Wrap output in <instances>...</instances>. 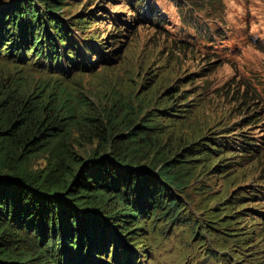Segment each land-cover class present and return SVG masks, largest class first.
Instances as JSON below:
<instances>
[{
    "label": "trees",
    "instance_id": "1",
    "mask_svg": "<svg viewBox=\"0 0 264 264\" xmlns=\"http://www.w3.org/2000/svg\"><path fill=\"white\" fill-rule=\"evenodd\" d=\"M128 2L132 18L124 20L94 0L78 18L62 13L73 7L68 0H0V63L43 73L33 86L24 77L23 84L21 72L0 77V264H139L149 244L159 242L160 224L169 235L179 226L203 240L208 229L220 233L219 254L230 244L234 256L230 262L209 250L216 264L244 256L264 264L256 225L249 224L251 232L238 228L247 210L241 200L258 198L257 188L248 192L244 185L231 199L209 191L204 200L218 207L202 210L211 215L206 224L180 199L205 176H227L235 168L232 150L254 158L250 137L177 142L172 135L191 112L185 110L191 96L160 71L141 98L112 96L95 109L85 96L81 76L121 59L137 26L161 22L154 4ZM107 23L116 30L105 42L99 26ZM85 146L94 148L86 157ZM40 155L46 163L33 169ZM259 215L264 220V211ZM184 250L189 257L192 248Z\"/></svg>",
    "mask_w": 264,
    "mask_h": 264
},
{
    "label": "rangeland",
    "instance_id": "2",
    "mask_svg": "<svg viewBox=\"0 0 264 264\" xmlns=\"http://www.w3.org/2000/svg\"><path fill=\"white\" fill-rule=\"evenodd\" d=\"M68 1L73 7L62 11L67 18H78L84 4L88 2ZM94 2L105 6L111 18L118 14H123L124 20L132 18L128 0ZM102 2L109 4L107 6ZM147 2L157 7L161 22L137 26L133 41L129 42L130 48L126 53L121 52V59L109 66L114 68L105 70L102 65L97 74L81 76L79 80L83 81L82 90L93 104L92 107L98 109L102 102L112 96L123 95V100L132 97L133 92L140 98L141 95L145 96L156 80L153 76L160 71L168 74L172 81L178 82L180 92L187 91L185 96H191L190 106L185 108L191 112L182 114L185 118L178 126L184 125L177 126L172 135L177 142L185 145L199 137L205 144L212 139L220 142L227 139L230 143L231 138L222 137H250L249 149L257 152L250 154L254 158H245L249 155L232 150L229 157L235 168L227 170H231L227 176H205L199 183H193L180 199L187 200L188 210L198 219V224H206L211 215L202 210L218 207L214 202H209V199L208 202L204 200L209 191H214L213 195L225 193L231 199L232 196L237 197L236 192L244 185H247L248 192L257 188L260 191L258 198L253 199L246 194L247 199L241 200L243 208L247 210L241 211L239 217L242 220L238 228L245 233L252 231L250 223L256 225L253 228L259 235L254 241L264 248V220L259 215V211H264V0ZM96 28L98 27L92 25L90 29ZM99 28L101 39L105 42L107 35L116 30L108 23L101 24ZM19 69L2 62L0 77L9 74L15 76L21 72L19 74L23 84L24 77L33 86L40 78L39 75L43 74L30 65ZM164 122L169 124L167 120ZM223 129L230 132H224ZM93 151L91 146L80 149L85 157L89 155L88 152ZM241 155L244 157H239ZM45 163V155H40L34 159L31 167L39 169ZM236 177L239 180L227 188L225 183ZM252 207L258 211L249 210ZM201 226L203 225H200L203 234ZM162 229L164 234L159 236L158 232ZM193 233L194 230H190L188 226H179L175 228L173 235H169L165 232V225L160 224L155 233L159 242L153 246L149 244L139 255V264H216L214 258L207 257L209 250L212 253L213 249L218 251V255L232 261L230 257L234 254L230 244L225 248L226 254H219L223 251L219 248L220 233L213 234L208 229L204 240L194 237ZM233 247L236 249V244ZM190 248L192 250L189 257L181 254L182 251L179 252L182 249L188 252ZM241 252L247 254L246 249ZM234 259L232 264H249L247 256ZM251 259L250 262L254 264L255 257Z\"/></svg>",
    "mask_w": 264,
    "mask_h": 264
}]
</instances>
